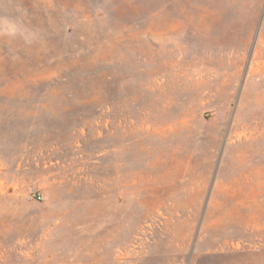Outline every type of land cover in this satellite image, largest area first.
<instances>
[{
	"label": "rangeland",
	"instance_id": "374dc122",
	"mask_svg": "<svg viewBox=\"0 0 264 264\" xmlns=\"http://www.w3.org/2000/svg\"><path fill=\"white\" fill-rule=\"evenodd\" d=\"M0 264H264V0H0Z\"/></svg>",
	"mask_w": 264,
	"mask_h": 264
},
{
	"label": "bare ground",
	"instance_id": "6f19581e",
	"mask_svg": "<svg viewBox=\"0 0 264 264\" xmlns=\"http://www.w3.org/2000/svg\"><path fill=\"white\" fill-rule=\"evenodd\" d=\"M183 26V25H182ZM184 27H185V25H184ZM182 29V28H181ZM180 30V29H179Z\"/></svg>",
	"mask_w": 264,
	"mask_h": 264
}]
</instances>
